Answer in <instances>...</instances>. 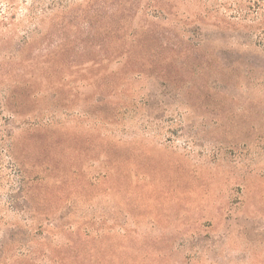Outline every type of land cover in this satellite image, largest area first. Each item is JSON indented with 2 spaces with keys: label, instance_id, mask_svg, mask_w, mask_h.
I'll list each match as a JSON object with an SVG mask.
<instances>
[{
  "label": "rangeland",
  "instance_id": "374dc122",
  "mask_svg": "<svg viewBox=\"0 0 264 264\" xmlns=\"http://www.w3.org/2000/svg\"><path fill=\"white\" fill-rule=\"evenodd\" d=\"M0 264H264V0H0Z\"/></svg>",
  "mask_w": 264,
  "mask_h": 264
}]
</instances>
